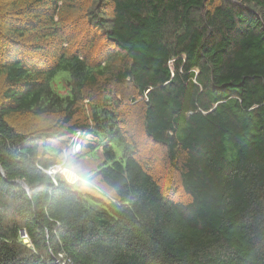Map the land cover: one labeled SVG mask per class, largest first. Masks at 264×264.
<instances>
[{
    "label": "trees",
    "instance_id": "obj_1",
    "mask_svg": "<svg viewBox=\"0 0 264 264\" xmlns=\"http://www.w3.org/2000/svg\"><path fill=\"white\" fill-rule=\"evenodd\" d=\"M6 2L0 264H264V0Z\"/></svg>",
    "mask_w": 264,
    "mask_h": 264
},
{
    "label": "rangeland",
    "instance_id": "obj_2",
    "mask_svg": "<svg viewBox=\"0 0 264 264\" xmlns=\"http://www.w3.org/2000/svg\"><path fill=\"white\" fill-rule=\"evenodd\" d=\"M7 1V2H6ZM6 3H9V0H5ZM49 52H53L54 50L52 49H49L48 50ZM56 81V80H55ZM57 84L55 85L56 89L57 90H61V86L60 84L58 83V81H56ZM128 117L130 118H134V120L136 121L135 122V133L139 136V131L137 130V126H138V121H139V116L137 118V115L139 114V108L136 107L135 109H132L128 111ZM15 123L18 125L19 128H24L25 126L21 125L19 123V121L17 119H15ZM140 144V143H139ZM115 150H116V159H121L122 157V148L120 145H117L115 146ZM152 145H148V146H145L143 144H140L139 145V151L141 153V155L146 158V156L144 155H147V157H149V154L152 155ZM98 154H99V149H96L95 151H92V152H89L87 153L86 155H82L81 157H75L73 159L76 160L77 162V169L80 173V175L84 178L87 177V174L92 171L93 169H95L97 167V165L100 163V161H98L96 158L98 157ZM144 154V155H143ZM69 155L68 152L64 151V156H67ZM153 156V155H152ZM154 166L158 169L157 172H155L156 175L158 176H162V175H166L163 171L165 170V166H163V169H162V166H161V162L159 161L158 158L156 157H153V162ZM169 177L167 176L165 179L163 180H167Z\"/></svg>",
    "mask_w": 264,
    "mask_h": 264
},
{
    "label": "clouds",
    "instance_id": "obj_3",
    "mask_svg": "<svg viewBox=\"0 0 264 264\" xmlns=\"http://www.w3.org/2000/svg\"><path fill=\"white\" fill-rule=\"evenodd\" d=\"M66 151V150H65ZM68 152V151H66ZM80 153V152H78ZM76 153V154H78ZM70 155V153L68 152ZM51 176H60L67 183H87V179L82 177L77 169V162L70 156H64L63 159L57 160L51 167V169L46 173ZM59 258L62 259L61 256Z\"/></svg>",
    "mask_w": 264,
    "mask_h": 264
},
{
    "label": "built area",
    "instance_id": "obj_4",
    "mask_svg": "<svg viewBox=\"0 0 264 264\" xmlns=\"http://www.w3.org/2000/svg\"><path fill=\"white\" fill-rule=\"evenodd\" d=\"M78 150H79V145L77 143L73 142L72 143V152H77Z\"/></svg>",
    "mask_w": 264,
    "mask_h": 264
}]
</instances>
